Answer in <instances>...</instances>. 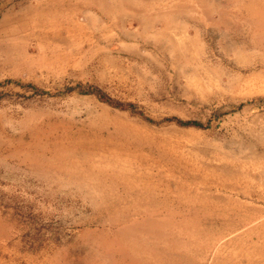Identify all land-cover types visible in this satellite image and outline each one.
<instances>
[{"label":"rangeland","instance_id":"1","mask_svg":"<svg viewBox=\"0 0 264 264\" xmlns=\"http://www.w3.org/2000/svg\"><path fill=\"white\" fill-rule=\"evenodd\" d=\"M101 2L0 0V264H134L131 238L168 253L162 264H264V33L242 26L234 0ZM81 89L207 127L153 124ZM50 126L117 142L130 128L129 177L207 185H191L196 200L163 187L160 216L114 222L137 194L60 168L36 149Z\"/></svg>","mask_w":264,"mask_h":264},{"label":"bare ground","instance_id":"2","mask_svg":"<svg viewBox=\"0 0 264 264\" xmlns=\"http://www.w3.org/2000/svg\"><path fill=\"white\" fill-rule=\"evenodd\" d=\"M104 2V0H101ZM94 2V1H93ZM101 2V7H104L105 2ZM215 3V2H214ZM207 4V3H206ZM218 4V3H217ZM210 5V4H209ZM212 5V4H211ZM236 12L233 14L236 15V18L240 17V21L245 24L251 25L255 30L261 31L264 33V0H234L233 2ZM208 8V6H207ZM211 8V7H210ZM220 8V7H219ZM226 8V7H225ZM231 8V7H230ZM104 11L105 9L102 8ZM106 13V12H105ZM220 13V11H219ZM222 14V13H221ZM214 16V15H213ZM220 16V15H219ZM235 19V18H233ZM244 21V22H243ZM62 23V22H61ZM80 32V31H79ZM259 33V32H258ZM262 33V34H263ZM9 37V36H8ZM58 37V36H57ZM10 43V42H9ZM17 43V42H16ZM251 43V42H250ZM15 44V43H14ZM15 48V47H14ZM23 48V47H22ZM17 51V50H16ZM13 54V53H12ZM15 54V53H14ZM62 124V123H61ZM64 125V124H63ZM65 126V125H64ZM69 126V125H68ZM62 127V126H61ZM132 127V126H131ZM55 126H50L46 129L39 128L35 131L36 138H41L42 136L50 137L53 140V143L48 145L38 146L36 149H42L51 151L56 154L59 158V167L71 170L77 174H82L86 178L93 179L96 183L103 184L106 178L110 181L112 189L122 185L125 190L129 192H135L137 196L132 197L133 207L132 209H122V212L115 213L114 222H125L132 218L133 215L140 213H150L149 215H159L161 205H151L152 201L155 198L160 197L159 192L164 189L167 192H174L180 196V198H189V200H196L188 196L189 189L192 188L193 184L198 186L207 185L206 179H202L196 174L191 172L187 173L189 178H176L170 177L169 179L165 178H153L147 177L140 179H132L129 177V172L133 170L132 161L128 159L123 160L122 156L119 154L121 150L126 149L132 141H136L137 137L133 133L132 129H122L121 136L123 135V142H117L111 140H100L96 138L87 137L82 134L72 135L69 133L58 134ZM94 128V127H93ZM138 128V127H137ZM90 129V128H89ZM120 130V129H119ZM105 131V130H104ZM108 131V130H107ZM137 131V130H136ZM119 133V132H118ZM107 135V134H106ZM138 135V134H137ZM117 137V136H116ZM120 138V137H119ZM116 139V138H115ZM39 140V139H38ZM42 140V138H41ZM49 140V139H48ZM140 140V139H139ZM119 141V140H118ZM141 142V141H140ZM43 143V142H42ZM132 144V143H131ZM32 145V144H31ZM137 145V144H136ZM135 145V146H136ZM131 146V145H130ZM141 146V145H140ZM144 147V146H143ZM148 149V148H147ZM140 150V149H139ZM151 150V149H150ZM126 151V150H125ZM128 151V150H127ZM166 151V150H165ZM40 152V151H39ZM139 152V151H138ZM137 152V153H138ZM151 152V151H150ZM37 153V152H36ZM112 156L107 159L106 155ZM167 153V152H166ZM124 154V153H123ZM141 155V153H139ZM102 158H99V156ZM125 155V154H124ZM128 156V155H127ZM138 156V155H137ZM139 157V156H138ZM147 157V156H146ZM150 157V156H149ZM134 158V157H133ZM136 158V157H135ZM142 158V156H141ZM132 159V157H131ZM148 159V158H147ZM139 160V159H138ZM152 160V159H150ZM175 160V159H174ZM183 161V160H182ZM53 162V161H52ZM138 162V161H137ZM146 162V161H145ZM41 163V162H40ZM152 163V162H150ZM183 163V162H182ZM48 164V163H47ZM46 164V165H47ZM140 164V163H138ZM146 164V163H144ZM153 164V163H152ZM58 165V164H57ZM135 165V164H134ZM148 165V164H147ZM151 165V164H150ZM181 165V164H180ZM149 166V165H148ZM58 167V166H57ZM136 167V166H135ZM146 167V166H145ZM153 167V166H152ZM55 168V167H54ZM141 168V167H140ZM137 169V168H136ZM171 169V168H170ZM139 170V169H137ZM179 170V169H178ZM196 170V169H195ZM141 171V170H140ZM173 171V170H172ZM70 173V172H69ZM73 173V172H72ZM197 173V172H196ZM137 174V173H136ZM147 174V173H146ZM73 175V174H71ZM134 175V174H133ZM144 175V174H143ZM142 176V175H141ZM169 176V175H168ZM82 177V176H81ZM178 177V176H177ZM134 178V177H133ZM79 179V178H78ZM83 179V178H82ZM192 180L191 184L188 180ZM85 181V180H84ZM92 181V180H91ZM80 182V181H79ZM93 183V182H92ZM98 184V185H100ZM108 184V183H107ZM106 184V185H107ZM92 185V184H91ZM94 185V184H93ZM98 188V187H97ZM103 188V187H102ZM121 188V186H120ZM82 189V188H81ZM109 189V188H107ZM198 189V188H197ZM119 190V189H118ZM164 190V191H165ZM201 190V189H200ZM209 190V189H207ZM92 191V190H91ZM103 191V190H102ZM95 192V191H94ZM110 192V191H109ZM198 192V191H196ZM97 193V192H96ZM99 193V192H98ZM102 194V193H101ZM118 194V193H117ZM91 195V194H90ZM104 195V194H102ZM122 195V194H121ZM128 196V195H127ZM130 196V195H129ZM132 196V195H131ZM162 196V195H161ZM193 196V195H192ZM114 199H117L116 196H113ZM169 197V196H168ZM173 197V196H172ZM200 198L201 195L196 196ZM120 198V197H119ZM127 198V197H126ZM92 200V199H91ZM111 200V197H110ZM163 200V199H162ZM160 200V202L162 201ZM172 200V199H171ZM113 201V200H112ZM119 201V199L117 200ZM131 201V202H132ZM205 201V200H203ZM146 204V206H143ZM200 202V200H199ZM154 203V202H153ZM162 203V202H161ZM182 203V202H181ZM194 203V202H193ZM114 204V203H112ZM123 204V203H122ZM156 204V203H155ZM171 204V203H170ZM185 204V203H184ZM196 204V202H195ZM204 204V203H203ZM212 204V203H211ZM108 203L106 204V206ZM205 205V204H204ZM123 206V205H122ZM121 206V207H122ZM169 206V205H168ZM177 206V205H176ZM184 206V205H183ZM191 206V205H190ZM203 206V205H202ZM209 207V206H208ZM207 207V208H208ZM165 208V207H163ZM167 208V207H166ZM178 208V206H177ZM176 208V209H177ZM184 208V207H183ZM116 209V207H115ZM201 209V208H200ZM209 209V208H208ZM114 210V209H113ZM166 210V209H165ZM202 210V209H201ZM177 211V210H176ZM104 212V211H103ZM109 212V211H108ZM168 212V210H167ZM187 212V211H186ZM184 213V212H182ZM205 213V212H204ZM210 213V212H209ZM141 214V215H142ZM162 214V213H161ZM168 214H173L171 211ZM211 214V213H210ZM180 215V214H179ZM185 215V214H184ZM202 215V214H201ZM216 215V213H215ZM112 216V215H111ZM167 216V215H165ZM183 216V215H182ZM205 216V215H204ZM135 217V216H134ZM112 218V217H111ZM168 218V217H167ZM218 218V217H217ZM164 219V218H163ZM166 219V218H165ZM200 219V218H199ZM187 220V219H186ZM205 220V219H204ZM203 220V221H204ZM162 222V221H161ZM174 222V221H173ZM177 222V221H176ZM180 222V220H179ZM164 223V222H163ZM195 223V222H194ZM199 223V222H198ZM165 224V223H164ZM201 224V223H200ZM184 225V224H183ZM192 225V224H191ZM190 225V226H191ZM165 226V225H164ZM180 226V225H179ZM195 226V225H194ZM202 226V225H201ZM176 227V226H175ZM185 227V225H184ZM199 227V226H198ZM173 228V227H172ZM171 228V229H172ZM166 229V228H165ZM177 229V228H176ZM199 229V228H198ZM197 229V230H198ZM185 230V229H184ZM188 230V229H187ZM186 230V231H187ZM192 230V229H190ZM203 230V229H202ZM201 230V231H202ZM166 231V230H165ZM173 231V230H172ZM194 231V228H193ZM151 233V232H150ZM164 235V234H163ZM162 235V236H163ZM174 235V234H173ZM188 235V234H187ZM142 236V235H141ZM152 236V235H151ZM157 236V235H155ZM166 236V235H165ZM143 237V236H142ZM153 237V236H152ZM172 237V236H171ZM176 237V236H175ZM178 237V236H177ZM176 237V238H177ZM164 238V237H163ZM167 238V237H166ZM195 238V237H194ZM198 238V237H197ZM119 239V238H118ZM174 239V238H172ZM184 239V238H183ZM156 240V239H155ZM205 240V239H204ZM159 241V240H158ZM181 241V240H180ZM150 242V241H149ZM161 242V241H160ZM188 242V241H187ZM206 242V241H205ZM124 249L131 254V259L134 264H162L165 261H170V255H159L155 252L152 246L145 245L143 240L131 238L121 242ZM152 244H157L156 241H151ZM166 243V242H165ZM176 243V242H175ZM180 243V242H179ZM185 243V242H183ZM196 243V242H195ZM198 245V244H197ZM201 245V244H200ZM207 245V244H206ZM185 246V245H183ZM199 246V245H198ZM120 247V246H119ZM175 247V246H174ZM180 247V245H179ZM203 247V246H202ZM209 247V246H208ZM118 248V247H117ZM176 248V247H175ZM185 248V247H184ZM206 248V247H205ZM161 249V248H160ZM187 249V248H186ZM157 250V249H156ZM180 250V248H179ZM190 250V249H189ZM121 251V250H120ZM126 252L125 250H123ZM184 251V250H183ZM191 251V250H190ZM189 251V252H190ZM196 251V250H195ZM162 252V250H161ZM127 253V252H126ZM184 253V252H183ZM199 253V252H198ZM175 254V253H174ZM183 255V254H182ZM189 255V254H188ZM190 256V255H189ZM179 257V256H178ZM192 257V256H191ZM185 259V258H184ZM136 263H135V262ZM176 261V258H175ZM179 261V260H178ZM177 261V263H178ZM192 261V260H191ZM172 262V261H171ZM199 262V261H198ZM168 263V262H167ZM195 263V262H194ZM174 264V263H173ZM199 264V263H198Z\"/></svg>","mask_w":264,"mask_h":264},{"label":"trees","instance_id":"3","mask_svg":"<svg viewBox=\"0 0 264 264\" xmlns=\"http://www.w3.org/2000/svg\"><path fill=\"white\" fill-rule=\"evenodd\" d=\"M10 82V81H8ZM17 83V82H15ZM19 84V83H18ZM68 91H72V88H68ZM82 93L84 94H95L101 101L108 103L109 105L119 108L121 110H130L136 114H139L140 116H142L143 118H145L146 120H148L149 122L153 123V124H161L163 122H175L178 125L181 126H195V127H199V128H206L207 126L205 124H203L200 121H194V120H181V119H177V118H167L164 119L163 121H157L155 119H152L148 116H146L142 111H139L134 105L132 104H125L119 101H116L114 99H112L111 97L107 96L105 93H103L101 90L99 89H81L80 90Z\"/></svg>","mask_w":264,"mask_h":264}]
</instances>
